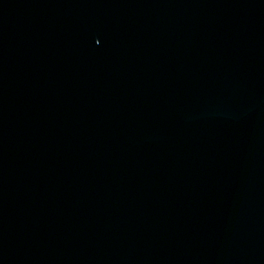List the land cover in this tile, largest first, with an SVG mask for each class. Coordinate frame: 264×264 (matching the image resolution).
Wrapping results in <instances>:
<instances>
[{"label": "water", "instance_id": "water-1", "mask_svg": "<svg viewBox=\"0 0 264 264\" xmlns=\"http://www.w3.org/2000/svg\"><path fill=\"white\" fill-rule=\"evenodd\" d=\"M0 264H264V0H0Z\"/></svg>", "mask_w": 264, "mask_h": 264}]
</instances>
